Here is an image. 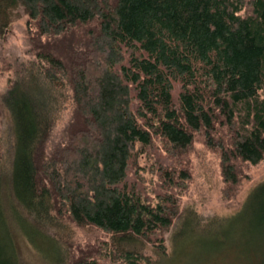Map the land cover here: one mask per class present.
I'll use <instances>...</instances> for the list:
<instances>
[{
    "label": "trees",
    "instance_id": "1",
    "mask_svg": "<svg viewBox=\"0 0 264 264\" xmlns=\"http://www.w3.org/2000/svg\"><path fill=\"white\" fill-rule=\"evenodd\" d=\"M22 14L32 58L18 64L4 94L13 119L8 167L15 191L9 202L0 195V230L20 216L44 233L63 264H103L81 249L67 258L57 253L46 231L49 211L64 210L77 225L110 234L100 252L108 261L150 264L134 245L153 238L154 253L167 255L162 233L176 215L167 189L190 178L185 165L148 168L162 186L156 202L148 198L137 158L153 139L179 163L201 137L218 152L232 187L242 163L264 158V0H0V39ZM67 95L73 110L63 138L47 146ZM5 168L0 164L4 186L11 179L2 176ZM35 198L42 201L38 215ZM236 218L238 243L249 244L251 264H264V180L225 222L202 231L217 235L225 227V235ZM183 226L187 236L198 229L192 217ZM22 234H10L1 247L13 264L21 261Z\"/></svg>",
    "mask_w": 264,
    "mask_h": 264
},
{
    "label": "rangeland",
    "instance_id": "2",
    "mask_svg": "<svg viewBox=\"0 0 264 264\" xmlns=\"http://www.w3.org/2000/svg\"><path fill=\"white\" fill-rule=\"evenodd\" d=\"M29 44L26 15L22 14L10 23L0 39V164L4 168L6 166L1 171L2 176L11 178L5 180L6 186L0 183V195L5 194L8 202L13 199V191H15V188L10 185L13 176H11V168L8 167L15 137L12 116L3 101L5 92L16 77L15 70L18 64L27 63L32 58ZM174 88L176 90L177 86ZM72 103L70 95H67L66 99L59 104L57 119L51 129L47 146L63 138L62 132L69 121ZM137 159L139 165L144 166L138 169V174L143 177L138 183L144 186L146 190L144 193L152 199V202H156L155 195L162 191V186L158 185L157 176L148 168H153L155 171L159 163L167 167L185 165L190 175V178L180 182L179 185L173 182L171 188L167 189L174 193L176 198L174 199L176 215L173 223L162 233L165 237L167 255L160 257L154 253L153 238L151 241L144 239L134 245V249L141 250L143 254L151 258L150 264L157 262L159 264H251L256 262L249 253V244L246 241L241 245L238 243L239 232L243 231L238 219L231 221L225 235L222 234L225 227L218 229L217 235H209L202 230L216 222H225L222 218L232 215L240 208L253 186L264 180V158L254 164L242 163L240 171L242 177L233 187L227 185L222 178L218 152L207 147L201 137H196L195 141L180 153L177 157L179 163L176 158L165 154L157 139L155 141L153 139L152 144ZM136 177L132 176L134 179ZM139 188L142 190V186ZM33 202L31 210L38 215L41 213L42 201L35 198ZM22 206L28 207L24 204ZM49 213L52 216V225L48 226L46 231L55 236L57 253L64 251L62 255L67 258L81 249L98 255L103 264H115L108 261L107 253L105 256L100 255L101 251L105 252L109 248L105 243L110 244V234L91 224L77 225L64 210L59 213L56 209H50ZM187 217H192L198 228L188 236L187 230L182 229ZM17 225L14 226L6 220L0 230V264H8V262L13 264L8 259L7 250L4 252L1 247L10 234L20 229L32 240L31 242L25 234L19 237L17 249L21 259L20 264H63L62 260L55 258V247L41 230L36 229L28 220L20 216ZM140 264L149 263L146 258H142Z\"/></svg>",
    "mask_w": 264,
    "mask_h": 264
},
{
    "label": "bare ground",
    "instance_id": "3",
    "mask_svg": "<svg viewBox=\"0 0 264 264\" xmlns=\"http://www.w3.org/2000/svg\"><path fill=\"white\" fill-rule=\"evenodd\" d=\"M12 81H13V80H12ZM9 87H10V86H9ZM3 102H4V101H3ZM72 110H73V109H72ZM67 122H68V121H67ZM62 134H63V132H62ZM200 142H201V141H200ZM207 147H208V146H207ZM216 156H217V155H216ZM190 162H191V161H190ZM190 162H189V163H190ZM218 162H219V161H218ZM188 165H189V164H188ZM187 167H189V166H187ZM242 167H243V166H242ZM191 170H192V169H191ZM191 170H190V171H191ZM192 171H193V170H192ZM236 217H237V216H236ZM236 219H237V218H236ZM230 223H231V222H230Z\"/></svg>",
    "mask_w": 264,
    "mask_h": 264
}]
</instances>
